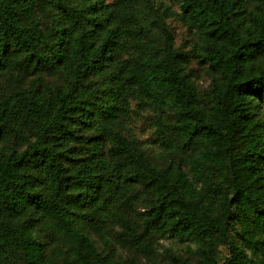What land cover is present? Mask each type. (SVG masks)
<instances>
[{
    "label": "trees",
    "instance_id": "trees-1",
    "mask_svg": "<svg viewBox=\"0 0 264 264\" xmlns=\"http://www.w3.org/2000/svg\"><path fill=\"white\" fill-rule=\"evenodd\" d=\"M234 1L0 0V70L10 64L59 66L72 77L70 86L81 89L74 103L61 96L52 107L27 98L26 108L44 119L36 139L24 151L0 146V264H57L40 239L41 222L65 236L72 251L67 264H103L92 261V240L73 229L91 202L90 213H99L92 219L109 221L126 178L156 194L146 232L156 227L162 236L195 239L201 264H264V120L256 114L264 105V1L251 20L236 12ZM173 3L203 32L204 58L220 74L210 113L199 105L164 18L163 7ZM130 41L138 46L133 58ZM91 74L100 86L84 81ZM127 90L174 109V122L160 118L166 139L179 137L184 146L199 140L189 171L182 163L156 167L138 142L116 128ZM24 107L21 100L7 101L0 121L2 111L26 117ZM73 109L92 125L105 124L107 157L97 142L92 161L64 164V157L70 159L66 135L73 134L65 119ZM215 172L230 180L231 193L213 179ZM39 175L43 185L36 183ZM221 244L230 254L219 263Z\"/></svg>",
    "mask_w": 264,
    "mask_h": 264
},
{
    "label": "rangeland",
    "instance_id": "rangeland-1",
    "mask_svg": "<svg viewBox=\"0 0 264 264\" xmlns=\"http://www.w3.org/2000/svg\"><path fill=\"white\" fill-rule=\"evenodd\" d=\"M262 1L264 0L234 1L236 12L251 20ZM163 10L177 48V55L197 88L199 105L210 113L214 105L212 93L220 74L204 58L206 41L202 35L203 32L192 25L188 19L180 16L178 12L181 10L177 4L163 7ZM128 46L131 49L128 58H133L138 46L133 41H130ZM89 80H92L96 86L101 84L98 75L91 74L84 81ZM71 81L72 77L59 66L39 65L20 68L10 64L0 70V108H3L9 100L12 105L21 100V103L25 104L26 113V117L18 118L14 114L6 115L2 111L5 118L0 121L3 124V132L0 131V146L4 151H24L28 144L36 139L35 131L39 123H44L39 113L26 108L28 103L26 99L34 98L39 103L52 107L58 105L61 96H67L65 100L74 103L81 89L76 90L73 87L74 84L70 86ZM23 97L25 102L22 100ZM73 112L72 115L70 111L68 114L70 117L65 119L69 121L73 134L66 135L70 137V148L67 151L70 159L64 157V164L92 161L91 159L95 157L93 150L95 151L97 142L103 143L105 157H107L111 142L104 128L105 124L92 125L88 123L84 115H77L75 109ZM256 114L259 119L264 120V105H257ZM160 118H164L168 124L174 122V109L151 103L143 92L127 90L123 96L116 128L124 136L138 142L156 167L176 166L182 163L183 167L189 171V157L198 147L199 140L191 146H184L179 137L173 136L166 139L158 128ZM73 137L76 138L73 139ZM55 139L59 141L58 136ZM29 169L33 175L37 174L34 168ZM213 179L227 193H231L230 180L224 174L215 172ZM43 180V177L39 175L36 183L43 185ZM121 189L124 193L119 194L120 196L110 205L109 221L92 219L99 213H90V207L94 208L91 202L86 210L88 215L81 218L73 229V233H85L92 240L95 248L93 262L100 260L103 264H201L202 251L198 248L199 243L195 242V239L182 240L162 236L156 227L145 231V221L156 203V194L149 185L126 178L122 180ZM44 190L47 191V187H44ZM219 213L220 211L217 212L218 215ZM44 223L41 222L37 230L45 245L48 258L57 264H67L71 259L72 251L66 245L65 236L58 233L54 227L44 226ZM236 237L240 238L242 235H236ZM256 237H262V234L258 233ZM255 246L256 255H261V242L257 241ZM247 252L251 255V252ZM229 254V246L221 244L216 252V260L222 263Z\"/></svg>",
    "mask_w": 264,
    "mask_h": 264
}]
</instances>
